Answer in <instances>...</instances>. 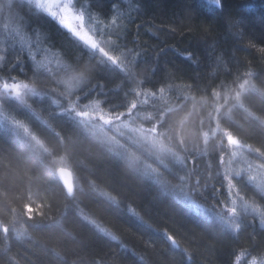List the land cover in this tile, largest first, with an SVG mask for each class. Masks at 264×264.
I'll use <instances>...</instances> for the list:
<instances>
[{"label":"snow or ice","instance_id":"snow-or-ice-1","mask_svg":"<svg viewBox=\"0 0 264 264\" xmlns=\"http://www.w3.org/2000/svg\"><path fill=\"white\" fill-rule=\"evenodd\" d=\"M100 2L88 0V7L83 0L0 2V264H32L35 252L28 249L39 243L34 234L54 242L41 250L57 264H84L86 248L70 245L82 244L78 238L86 233L127 247L84 201L112 211L123 204L119 189L132 192L138 184L165 198L175 195L205 232L210 227L225 238L224 264H264V72H254L237 55L242 45L258 51L257 63L264 64V46L229 15L224 18L225 38L233 40L229 51L207 38L203 51L174 49L188 67L207 63L208 77L201 80L197 73L181 88L172 76L155 83L138 79L137 47L146 46L129 49L126 36L142 15V0H113L105 19L93 13ZM25 3L34 15L58 23L82 52L87 49V60L51 52L54 46H45L40 35L32 39L16 11ZM204 3L209 14L223 16V0ZM184 11L193 13L190 0H184ZM159 53L153 73L160 67ZM201 159L206 175L198 170ZM209 181L214 202L206 206ZM127 211L129 222L147 224L135 205L129 203ZM249 228L245 246L242 236ZM163 235L178 250L180 264L194 258L195 229L183 236L165 229ZM207 242L215 248V240ZM144 244L147 255L153 241ZM112 259L97 248L87 264Z\"/></svg>","mask_w":264,"mask_h":264},{"label":"trees","instance_id":"trees-1","mask_svg":"<svg viewBox=\"0 0 264 264\" xmlns=\"http://www.w3.org/2000/svg\"><path fill=\"white\" fill-rule=\"evenodd\" d=\"M83 2L85 7H88V0H83ZM112 3L113 0H101L94 6L93 13L96 15L103 13L101 19H105L110 13ZM142 3L144 5L142 15L129 25L126 36L129 49L137 45L146 46V50L143 47H137L140 56L137 57L134 71L138 79L151 80L155 83L172 76V83L177 88H181L197 73L201 80L208 77L210 72L207 63L201 64L199 69L188 67L179 56L175 55L174 49L191 48L203 51L204 41L207 38L218 41L225 51H229L233 48V40L231 37L225 38L226 29L224 27V18L229 15L241 21L248 37L258 46H264V0H223V16L209 14L204 0H190L194 9L192 14L184 11V0H142ZM16 11L20 13L22 26L32 39L40 35L45 41V46H54L51 52L58 55L66 54L72 58L84 56L87 60L88 50L84 49L82 52L81 45L75 42L74 38L56 22L34 15L35 10L27 4L19 6ZM112 38H115L114 35ZM161 47L165 49V53H159ZM158 53L160 54V67L153 73L154 57ZM237 55L247 58L252 63L251 70L254 72H264V64L257 63L261 57L258 51L246 49L241 45ZM241 67L243 70V66ZM232 71H235V66ZM105 78L116 79L114 76ZM196 95L199 99V95ZM197 163L198 170L206 175L205 160L201 159ZM211 183L209 181V187L203 193L209 197L206 206L214 202L211 199ZM119 191L123 204L112 211H106L88 200L84 202L92 208L97 217H103L107 222L106 226L111 228L127 247H121L119 243L112 240L97 241L86 233L78 238L82 244L70 245L74 250H79L82 245L86 248L82 252L84 264H87L92 250L97 248H103L105 252L113 254L112 264H148L149 260L151 264H180L181 256L178 250L172 249L170 242L163 235L165 229L179 236L185 235L186 230H196L199 247L188 264H224L228 241L218 236L210 227L205 232V225L197 216L183 210L175 199V195L165 198L159 195L156 188L139 184L132 192H129L127 188L119 189ZM36 202L40 203L39 200ZM129 203L141 211L147 224H141L140 221L129 222L130 213L127 211ZM250 232L251 228L242 236L245 246H249ZM201 233H204L205 239H199ZM34 235L39 243L35 249H28V251L35 252L31 258L32 264H57L51 254L45 257L41 250V246L44 245L51 248L54 242L46 241L40 234ZM146 240L153 241L152 246L147 249V255L144 244ZM208 240L216 241L215 248L210 246ZM20 250L28 255L24 247ZM141 256L145 259L141 260Z\"/></svg>","mask_w":264,"mask_h":264},{"label":"rangeland","instance_id":"rangeland-1","mask_svg":"<svg viewBox=\"0 0 264 264\" xmlns=\"http://www.w3.org/2000/svg\"><path fill=\"white\" fill-rule=\"evenodd\" d=\"M0 2H3V0H0ZM26 4V3H25ZM29 6V5H28ZM30 7V6H29ZM86 20H87V17H86ZM0 22H2V17H0ZM58 24V23H57ZM92 26L96 27L97 29L101 28V27H104V25L102 24H98V23H95L93 22ZM17 47H19V45H17ZM206 192V191H205ZM204 193V192H203ZM241 264H243V261L241 262Z\"/></svg>","mask_w":264,"mask_h":264}]
</instances>
